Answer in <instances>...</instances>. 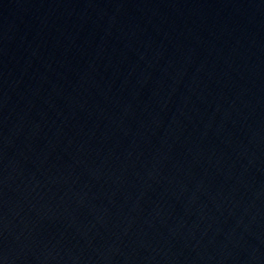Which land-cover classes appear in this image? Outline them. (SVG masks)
Wrapping results in <instances>:
<instances>
[{
    "label": "water",
    "instance_id": "obj_1",
    "mask_svg": "<svg viewBox=\"0 0 264 264\" xmlns=\"http://www.w3.org/2000/svg\"><path fill=\"white\" fill-rule=\"evenodd\" d=\"M0 264H264V0H0Z\"/></svg>",
    "mask_w": 264,
    "mask_h": 264
}]
</instances>
